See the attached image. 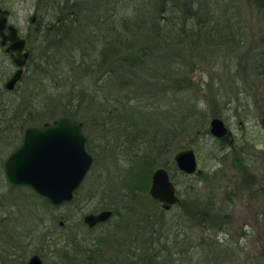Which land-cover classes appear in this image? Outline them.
<instances>
[{
  "label": "trees",
  "instance_id": "trees-1",
  "mask_svg": "<svg viewBox=\"0 0 264 264\" xmlns=\"http://www.w3.org/2000/svg\"><path fill=\"white\" fill-rule=\"evenodd\" d=\"M244 1L264 15V0ZM237 2L225 0L221 8L208 9V3L199 0H35L34 26L23 34L29 43L22 75L27 84L7 92L1 85L11 68L4 64L0 72V95L5 96L0 101V127L15 128L0 138L12 147L24 128L67 116L82 123L93 162L71 202L53 206L27 190L40 198L49 216L37 218L22 243L21 235L9 234L6 244L17 239L23 250L3 251L0 264H25L31 254L49 257L46 264H181L178 255L187 251L182 252L178 235L186 226L200 233V257L205 252L216 259L220 245L203 236L230 223L228 204L244 191L255 194L264 186L253 189L259 180L251 170L252 156L243 153L245 139L231 136L228 129L220 137L208 133V119L220 115L215 93L203 117L194 96L187 97L184 111L158 105L168 92L193 86L185 75L169 78L171 67L181 60L178 51L229 49L243 41ZM260 51L252 69L264 67V49ZM2 56L0 51L4 61ZM16 90L18 102H11L15 99L10 94ZM198 133L211 139L206 156L224 159L234 172L231 186L219 187L224 192L221 204L215 203L214 182L205 195L197 186L215 176L201 170L183 174L168 157L186 146L200 154ZM187 134L193 138L181 145ZM158 166L168 171L180 195L179 204L167 210L147 194L151 172ZM85 207L89 212L115 213L87 228L80 219ZM58 208L64 209L62 226L48 230L44 221L54 219L51 211ZM41 227L45 230L39 231ZM31 245L39 247L28 251ZM262 254L256 264H264V247ZM196 259L195 263L202 262Z\"/></svg>",
  "mask_w": 264,
  "mask_h": 264
},
{
  "label": "rangeland",
  "instance_id": "rangeland-1",
  "mask_svg": "<svg viewBox=\"0 0 264 264\" xmlns=\"http://www.w3.org/2000/svg\"><path fill=\"white\" fill-rule=\"evenodd\" d=\"M224 1L216 0L217 7L221 8ZM234 1L236 2V0ZM199 2H207L208 6L206 7L208 9L216 6L213 0H199ZM237 5L242 13L243 41L239 43V46L229 49L218 47L217 49H185L184 51H178L182 57L179 62L176 61L175 66L173 64V67H171L173 69L169 74V78L174 80L185 75V78L190 80L193 86L184 90L176 88L175 91L164 94L165 99L158 105V108L162 109L164 104L165 107L171 106L170 108L175 111L176 109H179L178 112L184 111L187 97L190 99L194 96L198 111L201 113L200 117H203L205 114L208 115V99L212 96V93H215L220 112L217 118L229 130L231 136L241 137L247 141L242 147L245 155L252 156L249 158L253 165L251 170L259 180L258 185L253 186V189H255L259 185L264 186V138L261 137L264 134V67L252 69L251 65L252 60L258 57L257 51L261 52L260 50L264 49V15L262 12H257L251 5L246 4L244 0H239ZM34 6L35 0H0V8L7 11L8 21L17 27L21 36L28 33V31L30 32V28L34 26L33 22L31 24L28 21L29 17L34 16ZM3 55L2 59L4 61H1L0 58V72H3L4 64L10 66L11 72H13V67L9 63L10 60L4 53ZM169 56V54L166 55L168 58ZM150 77L155 78L156 76ZM25 84L27 82L21 76L15 86L20 89ZM15 92V94H10L11 99H15L11 102H18L16 97L19 93H17V90ZM1 95L0 97L4 99L5 96ZM146 107L149 108L150 106ZM155 111L160 110L155 108ZM210 119H208V122ZM208 122L207 129L209 128ZM190 134H187L188 137L181 138V145L187 144L188 140L193 138V134ZM196 139L200 154L194 147H186H191L194 150L199 171L201 170L206 174L211 173L213 178L215 176V180L211 179V182L202 180L197 183V186L203 188L199 191L202 195H205L208 191L207 186H213L214 182L215 188H217L215 203L221 204V197H223L224 192L222 193L219 187L223 188V185L231 186L234 172L228 168L227 163H224V159L216 160L206 156L211 147L210 138L201 137L198 133ZM9 142L5 138H0V160L4 159L8 153L9 147L7 146ZM95 144L98 147L96 140ZM179 149L173 150L168 157H171ZM217 154L220 158V153ZM0 193V257L3 256L2 252L8 251L9 248L16 249V252L20 254L23 249L17 245V239H13L6 244L9 234L14 235L15 238L21 235L18 242L22 243V240L28 237L25 234H28L33 224L38 223L37 218L48 217L49 213L44 212L45 205L40 198L24 188L11 191L2 182L0 183ZM87 210L88 208L85 207L82 214L88 213ZM226 212L229 214L230 223L223 224L222 227L225 225L223 229L210 230L203 236L204 239L216 241L215 243L220 245L216 251V259L212 258V253L205 256V252L201 253L200 257V254L197 253L199 251L198 241L201 238L200 233L198 230L186 226L182 228L178 235V238L182 240L179 243L183 244L182 252L184 249L187 251V253L183 252L178 255L181 264H197L195 263L197 262L196 256L202 260L200 264H210L211 262L212 264H256V257L263 256L261 253L264 247V190L255 194L247 190L244 191L231 204H228ZM51 213L54 219L44 221L47 228H49L48 230L54 229L56 226H62V218H64L63 208L53 210ZM55 229L57 230V228ZM43 230L45 229L41 227L39 231ZM44 241L45 239L42 242ZM36 246L31 245L26 248L29 251L32 248L37 249L39 247ZM228 246L230 249H227ZM33 249L32 252L36 250ZM41 259L42 264H46L45 260L50 258L44 259V257H41Z\"/></svg>",
  "mask_w": 264,
  "mask_h": 264
},
{
  "label": "water",
  "instance_id": "water-1",
  "mask_svg": "<svg viewBox=\"0 0 264 264\" xmlns=\"http://www.w3.org/2000/svg\"><path fill=\"white\" fill-rule=\"evenodd\" d=\"M6 15L7 11L0 8V46L15 67L4 83L10 91L22 76L28 50L17 28L6 24ZM208 126L212 136L220 137L227 133V128L217 117H212ZM85 140L82 123L67 116H59L38 126H28L19 145L3 161V177L11 186L27 187L53 206L71 202L92 165ZM171 160L183 174L194 175L199 171L196 154L191 147L175 151ZM147 194L165 210L180 202L176 187L163 166L152 170ZM114 213V209H101L84 213L80 219L87 228H92ZM26 264H42V260L32 254Z\"/></svg>",
  "mask_w": 264,
  "mask_h": 264
},
{
  "label": "flooded vegetation",
  "instance_id": "flooded-vegetation-1",
  "mask_svg": "<svg viewBox=\"0 0 264 264\" xmlns=\"http://www.w3.org/2000/svg\"><path fill=\"white\" fill-rule=\"evenodd\" d=\"M29 23H31L32 24V22H34V17H30L29 18ZM6 24H11V25H13L11 22H9L8 21V17H7V15H6ZM14 26V25H13ZM16 27V26H15ZM17 28V27H16ZM18 30V29H17ZM5 32V31H4ZM19 33V32H18ZM20 35V34H19ZM21 36V35H20ZM22 37H24V36H22ZM24 39H25V47H26V49L28 50V56H29V45H28V42L26 41V38L24 37ZM0 50H1V52H2V54L4 53L3 52V47H1L0 46ZM5 54V53H4ZM6 55V54H5ZM7 56V55H6ZM9 59V58H8ZM10 60V59H9ZM11 62V61H10ZM11 64H12V62H11ZM26 65V64H25ZM12 67H13V71H14V69H15V67H14V65L12 64ZM24 68H25V66H24ZM23 71H24V69H23ZM23 73L24 72H22V75H23ZM12 74V72L8 75V77L2 82V85H1V89H4L5 91H7V92H12L13 90H14V88L16 87L15 85L17 84H15L14 85V87H13V89L12 90H10V91H8L5 87H4V83H5V81L9 78V76ZM21 79V78H20ZM2 100V98L0 97V101ZM25 129V128H24ZM24 129H23V131H24ZM15 131V128H4V127H0V135L1 134H11L12 132H14ZM23 131H22V134H23ZM22 134H21V136H20V140L18 141V143H16V145H13L12 147H9V151H8V153H7V155L16 147V146H18L19 145V143H20V141H21V137H22ZM6 155V156H7ZM6 156L4 157V159L6 158ZM4 159H2V160H0V166H1V176H0V183H2V182H4L7 186H8V188L12 191V190H17V189H20V188H24L25 190H29L30 192H32L29 188H27V187H23V186H18V187H14V186H11L5 179H4V177H3V171H2V164H3V161H4ZM92 162H93V159H92ZM1 179H2V181H1ZM177 191V190H176ZM33 193V192H32ZM0 195H1V193H0ZM177 195H178V197H179V194L177 193ZM37 196V195H36ZM39 197V196H38ZM41 198V197H40ZM180 198V197H179ZM101 210V209H100ZM99 211V210H98ZM96 212V211H95ZM32 255V254H31ZM30 255V256H31ZM30 256H28L27 257V259L30 257ZM27 259H26V261H27ZM26 261H25V264H26Z\"/></svg>",
  "mask_w": 264,
  "mask_h": 264
}]
</instances>
